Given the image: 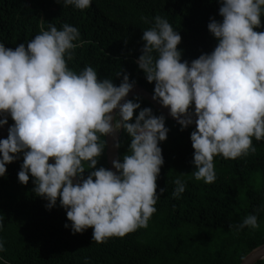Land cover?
Returning a JSON list of instances; mask_svg holds the SVG:
<instances>
[{
	"label": "clouds",
	"instance_id": "9594fccd",
	"mask_svg": "<svg viewBox=\"0 0 264 264\" xmlns=\"http://www.w3.org/2000/svg\"><path fill=\"white\" fill-rule=\"evenodd\" d=\"M219 16L208 31L217 41L211 53L182 61V37L166 18L156 16L143 31L136 60L152 99L190 133L195 180L216 181L214 158L237 159L255 152L253 138L264 141V0H218ZM63 7L85 10L92 0H58ZM81 33L70 24H49L33 39L15 48L0 42V177L6 165L20 157L18 181L47 201L46 208L66 211L65 228L73 234L93 229L102 243L146 228L165 189L157 191L164 165L160 144L169 128L164 115L141 107L140 97L126 99L135 81L119 72V85L101 79L92 66L79 72L68 67ZM134 116V113H137ZM130 138L127 152L109 169L97 167L105 152V137L121 147L118 134ZM50 160L53 161L50 163ZM87 164V168H85ZM88 175L85 177V172ZM76 181V182H74ZM174 197L186 184L177 178ZM261 210L234 227L259 228ZM3 217H0V229ZM5 245L0 240V252Z\"/></svg>",
	"mask_w": 264,
	"mask_h": 264
},
{
	"label": "trees",
	"instance_id": "16d2710c",
	"mask_svg": "<svg viewBox=\"0 0 264 264\" xmlns=\"http://www.w3.org/2000/svg\"><path fill=\"white\" fill-rule=\"evenodd\" d=\"M219 7L218 0H92L81 11L63 7L58 0H0V42L15 48L48 30L49 24L61 29L67 23L81 33L70 69L79 72L90 65L101 79H113L116 85L122 71L153 92L154 83L147 82L136 64L143 31L154 25L156 16L166 18L182 37V61L191 62L216 47L207 25L212 17L222 20ZM261 22L264 25V17ZM140 102L142 108L162 114L145 98ZM166 127L168 138L160 144L165 162L157 180L158 193L165 191L156 213L146 228L102 243L94 241L92 228L76 234L65 228L70 224L66 211L59 201L48 210L47 201L33 192L31 176L27 185L19 183L22 156L6 165V175L0 177V240L5 245L0 264H241L264 244V141L253 138L255 152L237 159L215 157L217 179L206 184L192 175L190 133L195 127L181 131L168 118ZM120 144L121 158L130 144L124 132ZM106 148L97 167L109 168ZM177 178L186 184L178 198L173 196ZM254 210H261L259 228L236 230L234 226Z\"/></svg>",
	"mask_w": 264,
	"mask_h": 264
},
{
	"label": "water",
	"instance_id": "95a60500",
	"mask_svg": "<svg viewBox=\"0 0 264 264\" xmlns=\"http://www.w3.org/2000/svg\"><path fill=\"white\" fill-rule=\"evenodd\" d=\"M135 96H140L148 100L151 104L154 105V107L159 110L166 118L173 120L177 123V121L171 117L169 114V109L163 107L158 101H155L152 99L153 92L148 90L147 88L135 84L133 90L129 93L128 97L126 99H132ZM14 123L12 121L11 123H8V125H5L4 128H0V138L4 139L7 138V128L11 126ZM191 127H195V125H192ZM123 133V130L118 134V139L120 142L121 135ZM106 140V155H107V162L109 169H112L115 171V169L112 167V161L114 159L120 158V147L116 148L115 141L112 140L111 137H105ZM53 162L50 160V163ZM76 182V181H74ZM264 260V244L254 248L252 251H250L242 260L241 264H256L259 261Z\"/></svg>",
	"mask_w": 264,
	"mask_h": 264
}]
</instances>
